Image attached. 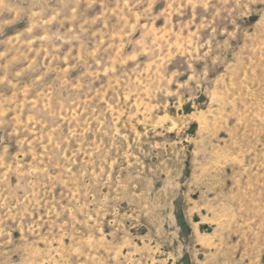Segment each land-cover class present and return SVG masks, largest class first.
I'll use <instances>...</instances> for the list:
<instances>
[{
	"label": "rangeland",
	"instance_id": "obj_1",
	"mask_svg": "<svg viewBox=\"0 0 264 264\" xmlns=\"http://www.w3.org/2000/svg\"><path fill=\"white\" fill-rule=\"evenodd\" d=\"M0 264H264V0H0Z\"/></svg>",
	"mask_w": 264,
	"mask_h": 264
}]
</instances>
